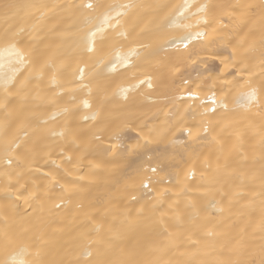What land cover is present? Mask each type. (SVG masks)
Returning <instances> with one entry per match:
<instances>
[{
	"label": "bare ground",
	"instance_id": "6f19581e",
	"mask_svg": "<svg viewBox=\"0 0 264 264\" xmlns=\"http://www.w3.org/2000/svg\"><path fill=\"white\" fill-rule=\"evenodd\" d=\"M262 4L0 0V264H258Z\"/></svg>",
	"mask_w": 264,
	"mask_h": 264
},
{
	"label": "snow or ice",
	"instance_id": "6c2138e0",
	"mask_svg": "<svg viewBox=\"0 0 264 264\" xmlns=\"http://www.w3.org/2000/svg\"><path fill=\"white\" fill-rule=\"evenodd\" d=\"M5 7H9L8 5H6ZM89 7H91V5H89ZM251 7V6H249ZM262 8H264V4L261 5ZM264 15V14H262ZM262 47H264V44H262ZM262 57H264V53H262ZM244 99H246L248 101V103H251L252 101L256 100V92L255 90H252L250 93H248L246 95V97H244ZM215 103V101H213ZM208 129L205 128V132H207ZM9 163H11V161H9ZM153 171H155V169H153ZM147 186V185H145ZM90 255V253H89ZM260 260L258 262V264H264V245L261 246L260 248ZM11 264H24L23 260L17 261L15 258H13V260L11 261ZM242 264H257V261L255 259H250V260H245L242 262Z\"/></svg>",
	"mask_w": 264,
	"mask_h": 264
}]
</instances>
